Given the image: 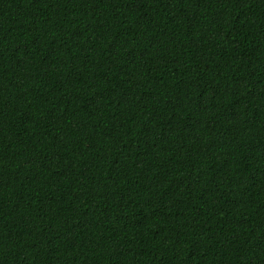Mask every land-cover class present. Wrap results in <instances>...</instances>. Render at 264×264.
Segmentation results:
<instances>
[{"label":"trees","instance_id":"obj_1","mask_svg":"<svg viewBox=\"0 0 264 264\" xmlns=\"http://www.w3.org/2000/svg\"><path fill=\"white\" fill-rule=\"evenodd\" d=\"M0 264H264V0H0Z\"/></svg>","mask_w":264,"mask_h":264},{"label":"bare ground","instance_id":"obj_2","mask_svg":"<svg viewBox=\"0 0 264 264\" xmlns=\"http://www.w3.org/2000/svg\"><path fill=\"white\" fill-rule=\"evenodd\" d=\"M57 51V50H56ZM47 52V51H46ZM53 52V51H52ZM45 56V55H44ZM50 56V55H49ZM53 59V58H52ZM43 60H44V58H43Z\"/></svg>","mask_w":264,"mask_h":264}]
</instances>
